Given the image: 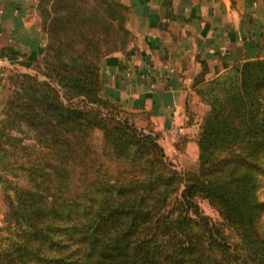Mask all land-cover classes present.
I'll use <instances>...</instances> for the list:
<instances>
[{
	"label": "trees",
	"instance_id": "16d2710c",
	"mask_svg": "<svg viewBox=\"0 0 264 264\" xmlns=\"http://www.w3.org/2000/svg\"><path fill=\"white\" fill-rule=\"evenodd\" d=\"M78 1L56 0L44 27L52 81L26 83L5 107L23 136L0 139L9 206L0 264H264V202L242 175L249 166L243 158L255 162L250 153L264 146V59L201 82L225 89L202 127L201 150L234 145L244 153L236 155L241 173L220 177L212 164L210 173L186 179L158 144L141 142L112 110L102 115L92 105L107 101L100 61L127 45L129 30L117 0ZM95 129L102 132L98 146ZM195 197L214 204L221 220L212 223Z\"/></svg>",
	"mask_w": 264,
	"mask_h": 264
},
{
	"label": "crops",
	"instance_id": "0c3cea01",
	"mask_svg": "<svg viewBox=\"0 0 264 264\" xmlns=\"http://www.w3.org/2000/svg\"><path fill=\"white\" fill-rule=\"evenodd\" d=\"M128 1L135 41L103 59V93L159 130L191 133L197 86L264 59V0ZM45 40L37 0H0V108L9 75L35 61Z\"/></svg>",
	"mask_w": 264,
	"mask_h": 264
},
{
	"label": "rangeland",
	"instance_id": "374dc122",
	"mask_svg": "<svg viewBox=\"0 0 264 264\" xmlns=\"http://www.w3.org/2000/svg\"><path fill=\"white\" fill-rule=\"evenodd\" d=\"M55 1L56 0H37V15L39 17L40 25L45 32L46 40L35 61H32L25 70H16L13 74H11L12 76L10 75L11 77L9 79L5 92L6 98L0 108V128L1 125L5 123V128L7 129H5L4 131L5 134L1 135L0 133V139L4 141L6 140V137L9 136V134L15 136L22 135V132H20L21 134H19L18 132H16V130H14L15 128L13 129L11 127V121L6 120L8 116L5 113V107H7V102L11 100L12 95L15 93V91L22 88L23 85H26V83L34 84L33 86H42V83L52 81L46 65V61L48 59L46 53L49 52L48 48H46V45L49 40V34L44 27L46 24H48V17L51 15V8ZM117 1L121 3V6H124L119 7V10L120 15L123 16V23L129 30V40L126 46L112 51L109 54L118 51H125L135 41V34L130 28L129 24L132 17L131 5L128 0ZM78 2L83 5V3H88L90 2V0H79ZM106 56H104L100 61V71L101 63ZM214 77L208 80H213ZM23 78H25L24 80L26 82L22 80ZM212 87V84L210 85V83L205 82L203 84L201 83L199 89H197L196 91L197 98L192 109V118L195 123V127L189 134L176 135L177 133H174L172 131L169 132L167 130H159L155 120L149 114L145 112H136L135 110L124 107L119 102L106 97L103 93V85L101 86L100 94L103 99L107 100L106 103H94L92 105L97 107L102 115L109 114V110H112L111 113H113L116 118L127 122V124L129 125L128 127L133 130L132 133L136 135L137 138L140 137L141 142L144 143V141H147L148 144H151L152 142L158 144V146L161 148V152L165 155L166 159L173 164V167L175 169H177L179 172H182L186 179H190L193 175L198 174L199 171L201 173L202 170L207 174L210 173V166L212 164L216 165V175H219L220 177H229L230 175L241 173L239 171L243 168V166L240 165L242 158H238L236 155H243L244 153L235 148L234 145L225 146L222 142H220L218 148H216L212 152L210 150L202 151L199 145L200 133L203 125L205 124V120L209 116L212 108L219 103H222L225 96V89L215 88L213 90ZM214 96L218 99V101L215 100ZM220 109L223 112L226 108L220 107ZM30 140L31 139L26 138L24 142H29ZM101 140V130L95 129L92 135L93 144L98 146L101 143ZM2 145L3 143H0V147H2ZM260 146L261 145L257 146L259 148L255 149V153L253 151L250 153L251 158H254L255 162H253L251 159L243 158V160L247 164H249V166L246 168L247 171L245 170L242 172V175L250 180V191L256 193L259 197V200L261 202H264V146ZM224 149L228 150V156H226ZM200 155H202V160H200ZM229 156L230 158H232V162L228 160L230 159ZM201 161H205L207 163L206 165L202 166V168L200 167ZM232 166L235 168H233ZM238 167L240 169L239 171L236 170V168ZM183 187V184L179 187V194L181 193ZM178 197L180 198V195ZM179 201L180 199L178 200V207L180 209H184L185 206H182ZM193 201L195 204H197L199 211L203 215L208 216L211 219L212 223L219 222L221 220L218 208L207 198L195 197ZM262 211H260L258 214L260 215ZM8 212L9 206L7 204V199L5 197V191L3 189L2 183L0 182V225L6 226V223L3 221L7 219L6 215L8 214ZM8 220L11 219L8 218ZM178 223H182L181 219ZM225 230L230 238L238 239L237 232H235L231 227L225 225ZM6 235V231H3L1 234V236ZM1 241L2 239L0 237V244ZM5 242H7V240L3 241V243Z\"/></svg>",
	"mask_w": 264,
	"mask_h": 264
}]
</instances>
